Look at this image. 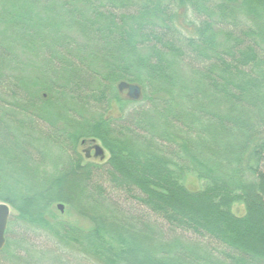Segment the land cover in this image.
<instances>
[{
	"label": "trees",
	"instance_id": "16d2710c",
	"mask_svg": "<svg viewBox=\"0 0 264 264\" xmlns=\"http://www.w3.org/2000/svg\"><path fill=\"white\" fill-rule=\"evenodd\" d=\"M0 201V264H264V0H0Z\"/></svg>",
	"mask_w": 264,
	"mask_h": 264
},
{
	"label": "rangeland",
	"instance_id": "374dc122",
	"mask_svg": "<svg viewBox=\"0 0 264 264\" xmlns=\"http://www.w3.org/2000/svg\"><path fill=\"white\" fill-rule=\"evenodd\" d=\"M123 94L128 95V90L125 89ZM114 114H116V111H113ZM17 130H21L18 129ZM44 139V138H43ZM33 140L32 143H34L39 149L42 150L43 154L45 155V157L48 156H56L59 155L60 152L57 149V147H54V144H51V142H48V140ZM97 144L96 145H100L103 149L104 152L102 155H100L101 159L98 162H102V161H107L110 157V153L109 150L107 148L104 147V145L102 144V142L100 140H97ZM90 141V140H89ZM81 151H83L82 147L80 146L79 148ZM50 154V155H49ZM84 153H82L83 155ZM99 157V156H98ZM103 157V158H102ZM85 163H87V161L84 160ZM89 162V161H88ZM51 169V167H49ZM185 184L187 186L193 187V188H198L201 185V182L194 176V175H186L185 176ZM109 197L111 198V200L115 203H117V205L121 208L124 209L126 212L129 213H142V210L137 207L138 205L134 203V201L127 197L125 194L123 193H115V192H111L109 191ZM1 202V201H0ZM61 203V202H60ZM60 203H55L53 205V213L55 215V217L62 219V220H67L70 222H74V223H78L84 227H88L90 225V222L82 215H80L74 208L70 207L69 205H67L66 203H62L64 205V210L61 211L60 209L57 208V205ZM233 212L237 215H242L245 212V206L243 203H236L233 206ZM11 213L12 216L16 215L17 212L16 210H14L11 206ZM18 229V227H17ZM187 239L193 240V241H198V242H202L199 237H196L193 234H185ZM33 236V235H32ZM206 242H208L207 240H204ZM35 258H39V253L38 255L35 256ZM44 259V264H60V262L62 261V259L56 255L54 252H47L45 254V256L43 257Z\"/></svg>",
	"mask_w": 264,
	"mask_h": 264
},
{
	"label": "water",
	"instance_id": "95a60500",
	"mask_svg": "<svg viewBox=\"0 0 264 264\" xmlns=\"http://www.w3.org/2000/svg\"><path fill=\"white\" fill-rule=\"evenodd\" d=\"M118 88L120 90L127 89L128 95L133 99H139L141 96V87L138 84L121 81L118 84ZM95 150L96 156H100L104 152V149L100 145H96ZM57 208L63 211L64 205L60 203L57 205ZM11 216V206L8 203L0 202V251L4 249L7 243V229Z\"/></svg>",
	"mask_w": 264,
	"mask_h": 264
},
{
	"label": "flooded vegetation",
	"instance_id": "af4514ba",
	"mask_svg": "<svg viewBox=\"0 0 264 264\" xmlns=\"http://www.w3.org/2000/svg\"><path fill=\"white\" fill-rule=\"evenodd\" d=\"M96 144H97V141L95 139H92L90 141L83 140L81 142V144H80V146L83 149V151L80 150V152L84 153L83 154V159L85 161H87V163H94V164H102V163H104V161L98 162L101 159V157L100 156L98 157V156L95 155V153H96V150H95Z\"/></svg>",
	"mask_w": 264,
	"mask_h": 264
}]
</instances>
